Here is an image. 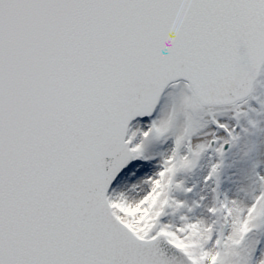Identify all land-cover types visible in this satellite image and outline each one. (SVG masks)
I'll return each instance as SVG.
<instances>
[{
  "label": "snow or ice",
  "instance_id": "snow-or-ice-1",
  "mask_svg": "<svg viewBox=\"0 0 264 264\" xmlns=\"http://www.w3.org/2000/svg\"><path fill=\"white\" fill-rule=\"evenodd\" d=\"M0 264H264V0H0Z\"/></svg>",
  "mask_w": 264,
  "mask_h": 264
}]
</instances>
